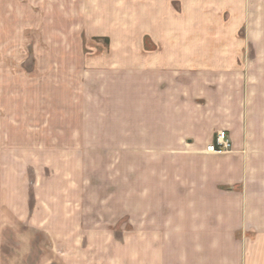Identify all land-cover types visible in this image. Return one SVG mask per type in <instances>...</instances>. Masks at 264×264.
Here are the masks:
<instances>
[{"label": "rangeland", "instance_id": "374dc122", "mask_svg": "<svg viewBox=\"0 0 264 264\" xmlns=\"http://www.w3.org/2000/svg\"><path fill=\"white\" fill-rule=\"evenodd\" d=\"M131 4L0 0V264H132L134 219L197 185V155L234 154L180 138ZM245 81L260 127L264 77Z\"/></svg>", "mask_w": 264, "mask_h": 264}, {"label": "crops", "instance_id": "0c3cea01", "mask_svg": "<svg viewBox=\"0 0 264 264\" xmlns=\"http://www.w3.org/2000/svg\"><path fill=\"white\" fill-rule=\"evenodd\" d=\"M127 1L159 96L185 98L166 101L180 138L201 147L224 130L234 149L223 165L197 155V185L134 219L132 264H264V124L241 113L246 77H264V0Z\"/></svg>", "mask_w": 264, "mask_h": 264}, {"label": "built area", "instance_id": "2783aa9c", "mask_svg": "<svg viewBox=\"0 0 264 264\" xmlns=\"http://www.w3.org/2000/svg\"><path fill=\"white\" fill-rule=\"evenodd\" d=\"M233 148V144L229 139H227L225 133H218L216 136L215 143H212L207 147V152L209 153H220L224 150H230Z\"/></svg>", "mask_w": 264, "mask_h": 264}]
</instances>
